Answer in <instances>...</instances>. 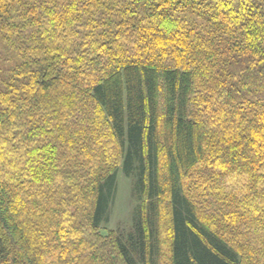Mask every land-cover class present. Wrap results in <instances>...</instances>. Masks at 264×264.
<instances>
[{
  "label": "trees",
  "instance_id": "16d2710c",
  "mask_svg": "<svg viewBox=\"0 0 264 264\" xmlns=\"http://www.w3.org/2000/svg\"><path fill=\"white\" fill-rule=\"evenodd\" d=\"M0 264H264V0H0Z\"/></svg>",
  "mask_w": 264,
  "mask_h": 264
},
{
  "label": "rangeland",
  "instance_id": "374dc122",
  "mask_svg": "<svg viewBox=\"0 0 264 264\" xmlns=\"http://www.w3.org/2000/svg\"><path fill=\"white\" fill-rule=\"evenodd\" d=\"M116 183V191L101 228L103 231L114 230L127 236L132 228L138 198L134 191V180L125 177L121 169Z\"/></svg>",
  "mask_w": 264,
  "mask_h": 264
}]
</instances>
